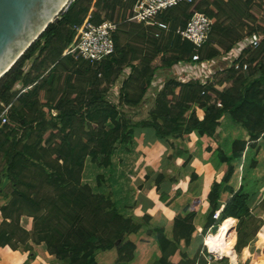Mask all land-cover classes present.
Listing matches in <instances>:
<instances>
[{
	"label": "trees",
	"instance_id": "16d2710c",
	"mask_svg": "<svg viewBox=\"0 0 264 264\" xmlns=\"http://www.w3.org/2000/svg\"><path fill=\"white\" fill-rule=\"evenodd\" d=\"M134 1L72 0L69 7L47 26L40 37L0 78V112L9 106L7 121L0 124V159L5 158L8 163L6 176L10 181L21 176L23 165L29 164L28 156L47 160L48 154L39 149L45 143L40 133L46 130L35 132L33 126L28 128L27 117L34 115L36 118L30 123L36 124L37 118L59 121H57L59 126L46 140L57 146L53 152L55 160L54 162L51 160V165H48L52 172L44 179L46 186L42 191L39 187H34L33 192L23 195L27 204L26 210L23 208L24 204H20L18 220L22 215L30 216L33 222L32 229L26 231L20 228L26 238L16 241L20 242L25 250L32 249L30 243L37 245L44 242L48 253L58 260V264H95V252L116 247L117 239L110 240L108 233H98L94 224L98 223L96 216L100 209L87 201L89 198L105 196L106 190H96L89 182L81 181V175L85 160L93 163L99 170L94 175L95 184L97 188L101 187L105 183V177L110 174L112 157L117 149L122 147L126 151L132 150L134 141L131 132L134 127L140 125L151 127L159 138L192 132H199L212 138L219 130L221 120L228 116L243 128L249 144L253 141H264V123L248 124L244 117L251 105L260 106V102L256 98H251L250 93L264 92V36L260 35L264 33V0H192L190 3L179 4L160 13L157 21L165 24V27L157 23L143 25L133 21ZM102 11H105L106 19L101 17ZM194 12L204 13L212 24L209 41L199 49L201 60L225 55L235 44L251 35H257L256 44L244 46L234 61L238 68L225 66L218 70L226 73L225 82L231 81V88L227 90L230 96L218 102L217 98L222 91L218 88L220 82L214 84L211 81L203 85L198 80L187 82L170 80L158 93L154 109L149 114L150 118L135 122L130 130L126 120H117L119 108H123L124 105L134 107L141 102L157 69V66L152 64L156 56L160 57L161 67H170L191 58L194 53L193 44L181 39L175 30L184 27ZM87 16L93 23H100L103 20L116 23L112 34L115 52L94 64L84 60L78 50L73 48L80 37V31L76 30L75 26L81 25ZM240 19L251 25L245 34L238 29H232ZM35 55L30 70L25 72L23 70L25 62ZM49 61L54 63L52 70L49 69L51 68ZM76 62L86 65L88 72L73 80L75 87L72 91L70 92V89L65 91L62 101L56 106L48 103L49 101L40 102L45 91L54 89L59 73L62 70L66 71L69 65L77 64ZM125 67H130L131 73L122 83L119 103L114 104L105 95ZM256 72H259V76H255ZM17 82H21L25 87L20 94L13 91ZM171 85L179 87L178 99L175 98L174 89L168 88ZM198 103L206 110L197 116L189 111ZM52 109L58 113L52 115ZM94 120L110 123L108 129H102L108 136L107 140L99 141L97 146L98 152L106 155L105 161H99L98 152L88 150L94 137L93 132L87 138L88 143L81 144L79 140L81 150L69 156L74 147L71 145V132L79 126L83 129V123ZM20 145L22 148L19 149ZM238 152L241 151L234 149L230 153L220 152L219 162L223 164V175L220 181L213 183L209 193L212 212L221 207V193L228 187L234 172V162L241 158ZM68 161H71L72 166L64 173V165ZM257 165L258 162H253L250 167L254 169ZM101 168L110 170L108 173L101 172ZM15 170L19 172L15 173ZM2 172L0 168V183ZM251 193L253 191L250 190L236 192L224 203V207L220 208L219 216L225 220L221 223L222 231L216 238V243L224 239L229 240L228 232L234 227L235 219L239 227L242 220L249 216L254 217L251 219H254V222L264 225V221L256 217L257 212L264 206V201L250 209L248 200ZM12 203L14 202L0 208L5 221L3 223H7L6 219L9 216L6 210ZM111 209L115 214V224L122 225V217L126 218L127 213L119 210L115 202L111 203ZM6 225L10 226L8 223ZM263 225L256 230L264 233ZM63 234L67 235L65 241ZM118 239L123 242L125 238L121 236ZM12 243L10 233L5 228H0V247L12 246L14 245ZM90 243L92 244L89 245ZM224 244L228 245L225 242ZM257 252L260 258L264 259V243ZM208 253L213 256L212 249ZM121 254L119 250L118 255ZM117 262L127 264L118 259Z\"/></svg>",
	"mask_w": 264,
	"mask_h": 264
},
{
	"label": "crops",
	"instance_id": "0c3cea01",
	"mask_svg": "<svg viewBox=\"0 0 264 264\" xmlns=\"http://www.w3.org/2000/svg\"><path fill=\"white\" fill-rule=\"evenodd\" d=\"M234 48L237 50V53H234L237 57L241 49L238 50V45H235ZM231 52L232 49L223 57L230 56V58H233L234 55H230ZM226 61L228 62V60ZM223 62L220 61L217 67L212 65L213 68L209 66L204 69L188 60L179 61L170 67H161L160 64L155 63L154 65L157 66V69L141 102L134 107L124 105V108L132 109L135 113H139L138 116L133 118V121L142 122L143 120H147L148 118L143 115L144 111L148 107L150 109L155 104L153 101L155 102L157 93L164 88L166 82L170 80L177 82H187L189 80L211 82L213 73L219 69ZM130 73L131 68L125 67L118 80L111 85L108 93H111L112 96L111 100L108 99L109 101L114 104L119 103L120 88ZM140 114L143 116H140ZM228 120L225 118L223 122L227 123ZM237 130L238 133L242 134L241 130ZM131 135L134 141L132 150L126 151L122 147H119L113 154L111 170L109 168L105 170H102L103 168L100 169L101 172L107 173L110 170V174L108 173L105 177V183L101 187L97 188L94 178V175L99 171L98 168L87 160L84 163L81 181L89 182L90 185L96 187V190L105 189V196H112V201L115 198L116 204L121 211L125 212L128 209L127 206L133 202L134 206L131 208V212L127 213L129 218L141 220L147 217L151 227H163L164 233H168L166 235L172 240H175L177 235H186V233L179 234V231L177 233L174 221L177 219L185 223H190L189 221H191L192 232L190 235L187 232V236H191L190 244L195 249L181 264H263L262 261L256 259L257 254H255V257H252L251 261L247 260V254L241 257L237 255V259L235 260V237L230 240H220L217 243L214 241V246L216 244V258L210 257L208 253L205 254L204 249H202L203 251L201 250L202 252L196 251V247L204 245L209 251L211 249L209 248V242L213 239L211 231L204 238L202 235V230L206 226L209 209L207 196L211 189L210 182L215 180V176H218L220 173L209 162L210 152L207 150L208 146L204 148V143L211 137H207L199 132L182 134L175 139L172 137L173 139L171 140H174L173 146H177L174 151L167 144V139H170L171 136L159 138L151 127L144 125L136 126L132 129ZM194 150H199V153H195ZM171 157L173 159L166 165L164 162L168 161V158ZM183 158L187 160H185L186 163L182 162ZM260 165L262 164L259 161L256 167L259 170L262 167ZM262 172L258 173V175L262 174L263 176L259 180L263 184L261 187L249 186L246 188L242 186V183H239L237 186H232V184L228 183V187L220 196V208L224 207V203H226L232 194L244 190H253L248 200V207L250 209L264 201V165ZM135 191L136 195H134ZM256 217L264 221V206L257 212ZM24 218L28 219L29 226H21L24 230L30 231L33 226L32 218L28 215H22L19 218L20 222ZM187 218H189V221ZM258 233L262 236L260 238L261 243H264V233L261 231ZM126 238L133 245V254H135V260L129 262V264H154L155 262H151L156 257L160 258V244L154 231L148 228H140L136 233H128ZM224 242L228 245H225ZM30 245H32L31 250H25L20 242L12 246L6 245L0 247V264H58V260L48 253L44 242L37 245L30 243ZM179 246L178 250L181 249L183 252L184 250L182 249L187 248V245H182L181 240L179 241ZM246 249L247 246L243 248V252ZM231 251L232 253L230 254ZM177 255L175 259L180 258V255ZM94 259L96 264H120L117 262V247L115 246L95 252ZM259 259L264 260L262 258ZM170 264H175V260H171Z\"/></svg>",
	"mask_w": 264,
	"mask_h": 264
},
{
	"label": "rangeland",
	"instance_id": "374dc122",
	"mask_svg": "<svg viewBox=\"0 0 264 264\" xmlns=\"http://www.w3.org/2000/svg\"><path fill=\"white\" fill-rule=\"evenodd\" d=\"M101 17L103 19H106L105 11L101 12ZM241 20L242 19H240V21L235 23L232 29H235V30L238 29V31L243 32L242 34H245V31L248 30V28L251 25L248 22H243L244 19L242 21ZM241 28H243V30H240ZM260 35L264 36V33H261ZM245 40L246 38L239 42L240 45H238V43L235 45H238L239 46L238 48H242V46H245L244 44L248 42ZM124 45H122V47ZM220 45H221V41L218 42V46ZM234 46L232 48V52L230 53V55H234V53H237V50L236 48H234ZM35 57L36 55L32 59L25 62L24 67H23V70L25 72L30 70V67ZM237 57L234 55L232 59H235ZM190 60L191 58L188 59V61ZM217 62L218 63L216 64L219 65L220 61H217ZM76 63L77 64L73 63L69 65L66 71L62 70L59 73L56 79V82H55L54 89L45 91L41 96L40 102L49 101L48 103H50L53 106L60 104V102L62 101V98L65 95V91H68V89H70V92H71L72 89L75 87L74 85L75 82L73 83V80L77 76H80L81 74H86L88 72V70H86V67H85L86 65L78 63V62ZM155 63L160 64L159 56H156L154 61L152 62L153 65ZM48 64L51 67L49 69L52 70L53 69L52 66L54 65V63L49 61ZM225 64L226 63L223 62L220 65L219 69L225 67ZM218 70H216L213 73L212 82L214 84H218L220 82V85H218V88L222 89V91H220L219 97L217 98L219 102V101L227 99L230 96L227 90L231 88V81L225 82L226 73L224 71H218ZM255 76H259V72H256ZM180 82H183V81H180ZM166 84L167 82L165 83V85ZM168 88L174 89V91L176 92L175 98L178 99V97L180 96L179 87L177 85H171ZM24 90H25V87L20 82H17L13 87V91L16 92L17 94L22 93ZM108 92L105 96L107 99L111 100L112 94ZM250 97L256 98L258 102H260V106L258 107V106L250 104L252 107L245 112L244 114L245 120H247L246 122L248 124L255 123L257 125H261L264 123V92L260 94L259 91H256V92L253 91L252 93H250ZM153 103L155 102L153 101ZM153 106L150 109L148 107L144 111L143 115L146 116V118L148 119L150 118L149 117L150 112L154 109ZM216 106H218V104ZM6 107L9 108V106H6ZM205 110L206 108L203 105H201V103H198V104L193 105L191 111L189 112H193V114L198 116L200 115L201 112H204ZM3 111L4 110H2L0 114H2ZM119 112L120 114L117 117V120L119 121L126 120V122H128V124L130 125L129 129L131 130L133 128L131 125L135 123V121H133V118H135V116H138L139 113L137 114L132 109H126L124 107L123 108L120 107ZM57 113L58 112L55 109L51 110L52 115H55ZM143 115L140 114V116H143ZM7 116L9 117L8 114ZM33 118H36V117H34V115H29L27 117V120L29 123L28 128H30V126H33V129L35 132H39V131L42 132V130H46V132L40 133L45 143H43V145H41L39 149L45 151L48 154L47 160L46 159H36L35 156L34 157L28 156L27 160L29 161V164L23 165L24 170H22V173H21L22 177L19 175V177H16L15 180L10 181V179L6 176V168H7L8 163H6L5 158L0 159V168H2L3 170L2 181L0 183V208L2 206H5L6 204H9L10 202H14L10 204L8 210H6V213L9 216L6 219V222L10 224V226H7L6 225L7 223H3L5 221L3 217L1 216L0 228H5L10 233V236L13 241L12 244H15L16 241H19V240L22 241L23 239L26 238V235L21 231V229L23 228L22 226H25V227L29 226L27 218H24L22 222L18 220V214H19L18 212L20 209V204L23 203L24 210L27 209V204L24 201L25 198L23 197V195L26 193L33 192L35 190L34 187H39L40 191L44 189V187L46 186V181L44 179L46 175H48L49 172H52V169L49 166L51 165V160L53 162L55 160L53 152L57 149V146H55L54 144H50L49 142H46V140L49 134L52 133L54 129L57 128V126H59L58 125L59 121L58 120L47 121V120H41L37 118V121H38L37 124L35 122L30 123V122H33L32 121ZM225 118L229 119L227 123L225 121L223 122ZM109 125H110L109 122L104 123L101 121L94 120V122L83 123L82 124L83 129L79 126L76 130H73V132H71L72 134L71 145L74 147L72 151L70 152L69 156L81 150V144L88 143L87 138L91 132L94 133V137H93L92 143L90 144V147L88 150L89 152L92 151V152L97 153L98 152L97 146L99 144L98 142L101 140H107L108 138V136H106L102 132V129H108ZM237 129H239V131L241 130L240 132H242V134L238 133ZM0 131H1V127H0ZM245 135L247 134L243 130V128H241L238 124L234 123L228 116H225L220 122L219 130L214 134L212 138H210L208 141L204 143V148L208 146L207 150L208 152H210V160H209L210 164L214 167L215 170L220 171L219 175L215 176L216 179L210 182V188L212 187L213 183L220 181L222 177L221 175H223V172H222L223 164L219 162L220 152L225 151L226 153H230V152H233L234 149H236V151L237 149L238 151H241V152H238L241 154V158L237 160L236 162H234L233 164L234 172L228 183L232 184V186H237L239 183H242L243 184L242 186H245L246 188H248L249 186L250 187H258V186L261 187L263 185L259 181L260 178H263V176L262 174L258 175V173L262 172L263 165H264V141H258V142L250 141L251 144H249L248 137L244 138ZM172 137L175 139L176 137H179V136H171L170 139H167V144L170 145L172 147L171 149L175 151L177 146H173L174 140H171L173 139ZM79 140L81 141L80 145H79ZM20 148H22L21 145L19 149ZM220 148H221V151H220ZM194 151L195 153L197 152V154L199 153V150H194ZM103 155L98 152V156H99L98 158L100 162L105 161L106 155L105 154ZM172 159L173 157L168 158V161H165L164 163L168 165ZM185 160L186 159L183 158L182 162L186 163L187 160L186 161ZM259 161L262 164L260 165L262 166L261 169L259 170V168H256L253 170V168L250 167L251 164L253 162H256V163L258 162L259 164ZM2 162H5V163L3 164ZM71 166H72L71 161L66 162L64 165L63 172L65 173L69 171L71 169ZM14 172L16 173L19 171L15 170ZM194 176L196 175L194 174ZM134 195H136V191ZM87 201L89 202V204H93V206H96L98 209H100L99 214L96 216L98 223L94 224V226L98 229V233H102V234L108 233L107 235L109 236L110 240L115 241V239H117V242H116L117 259L120 262H123V263L125 262L129 264V262L135 260V257H134L135 254H133L134 247H131V243L127 241L126 236L130 232L136 233L138 230H140V228H143V229L148 228L149 230L154 231V233L156 234V238L160 244V247H159L161 250L160 258L156 257L151 263L155 262L154 264H170L171 260L172 261L175 260V264H181L182 262H184V260H186V258H188L194 252L195 247L190 244L191 236H187V232L189 233L188 235H190L192 232L191 231L192 225H190L191 221L188 220L189 218H187V220L190 223H185L184 221H181L178 219L174 221V227L177 228V233L179 231V234L186 233V235L185 236L177 235L175 240L174 239L172 240L166 235L168 233L166 234L164 233L163 227H160V226L158 228L151 227L149 225V220L147 219V217H144L141 220L129 218L128 216L126 218L122 217V221H121L122 225L117 226L115 224V219H114L115 214L113 210L111 209V203L115 202L116 206L117 204H116L115 198L112 201V196H101L98 198H91V199L89 198V200ZM207 201L209 203V194L207 196ZM132 204L127 206L128 209L125 211L126 213L131 212V208L134 206V204L133 205ZM117 208L119 209V206H117ZM214 213L215 212L211 211L210 203H209L206 226H204V229L202 230L203 232L202 235L204 238L208 232L210 231L212 232L213 239L211 242H209V246H210L209 248L212 249L213 257L216 258L215 256L216 244L214 246V241H215V238L219 237L218 235L220 234L218 233H221L222 231L221 223L225 219L223 220V218L219 216V218L215 220L213 217ZM0 214H1V211H0ZM252 218L254 217L249 216L243 219L240 227L238 226V223H237L238 221L235 220L234 227L228 232L227 237L229 238V240L235 237V242H236L235 243L236 245L234 244V250L236 254L235 260L237 259V255L241 257L242 255L247 254L248 255L247 260L251 261L252 257H255V254H257L256 259H258V261H262L264 264V260L259 259L260 255L257 252V250H259V248L262 245L260 241V238L262 236L260 233H258L260 230L258 231L256 230V228L257 229L260 228L263 224L258 223L257 221L254 222L253 221L254 219L251 220ZM213 225L220 226L219 231L218 233H216V235L213 234V230L211 228ZM63 236H64L63 240L65 241L67 235L63 234ZM121 236L122 238H125L123 242L119 241L118 239ZM180 240L182 242V245L183 244L187 245V248L182 249L184 250V252L181 251V249L178 250V247H180L179 246ZM91 244L92 243H90L89 245ZM245 246H247V249L243 252V248ZM202 249H204L205 254H207L205 245L202 247L200 246L196 247V251L200 252ZM119 250L122 252L121 256L118 255ZM177 254L180 255L179 259H175V256H178ZM119 257L121 260L119 259Z\"/></svg>",
	"mask_w": 264,
	"mask_h": 264
},
{
	"label": "built area",
	"instance_id": "2783aa9c",
	"mask_svg": "<svg viewBox=\"0 0 264 264\" xmlns=\"http://www.w3.org/2000/svg\"><path fill=\"white\" fill-rule=\"evenodd\" d=\"M190 2H192V0H135L132 6V20L143 25L157 23L161 27H165V24L157 21V16L174 6ZM115 28L116 23L111 20H103L100 23H93L89 20V16H87L81 25L75 26V29L80 31V37L73 48L78 50L80 56L90 64L106 59L115 52V43L112 35ZM211 31V20L202 12H194L189 17L184 27H178L175 30L181 39H186L193 44L194 53L191 56L190 61L201 69L209 66L213 68L212 65L217 67V61H224L226 67L234 66L235 68H238V65L234 63L236 58L232 59L230 56L223 57L225 56L223 55L210 60L200 59L199 49L209 41ZM245 41H248L244 44L245 46L247 44H256L257 35H251L246 38ZM243 47L244 46L239 48V50H242ZM226 60H228V62ZM245 67L246 66H244V68ZM201 83L204 85L207 82L202 81ZM7 112L8 107L4 108V111L0 114V124L7 121ZM213 217L215 220L219 218V209L215 211ZM206 251L208 253L207 248ZM209 256L213 257L210 254Z\"/></svg>",
	"mask_w": 264,
	"mask_h": 264
},
{
	"label": "water",
	"instance_id": "95a60500",
	"mask_svg": "<svg viewBox=\"0 0 264 264\" xmlns=\"http://www.w3.org/2000/svg\"><path fill=\"white\" fill-rule=\"evenodd\" d=\"M72 0H0V78ZM218 225L211 228L215 230Z\"/></svg>",
	"mask_w": 264,
	"mask_h": 264
},
{
	"label": "bare ground",
	"instance_id": "6f19581e",
	"mask_svg": "<svg viewBox=\"0 0 264 264\" xmlns=\"http://www.w3.org/2000/svg\"><path fill=\"white\" fill-rule=\"evenodd\" d=\"M238 45H240V44L238 43ZM238 47H239V46H238ZM238 50H239V48H238ZM219 227H220V226H218L215 230H213V234H214V235H216V233H218V231H219Z\"/></svg>",
	"mask_w": 264,
	"mask_h": 264
}]
</instances>
